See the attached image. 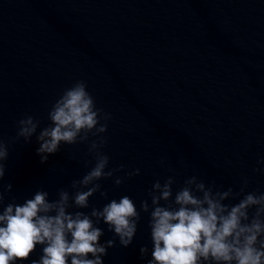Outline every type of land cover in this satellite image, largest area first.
Returning <instances> with one entry per match:
<instances>
[{
  "label": "water",
  "instance_id": "obj_1",
  "mask_svg": "<svg viewBox=\"0 0 264 264\" xmlns=\"http://www.w3.org/2000/svg\"><path fill=\"white\" fill-rule=\"evenodd\" d=\"M78 80L111 114L101 134L105 171L123 170L97 181L107 198L97 192L88 208L68 211L90 214L123 196L137 211L144 200L150 206L128 247L103 220L96 225L101 244L115 240L103 264H148L156 181L174 177V198L196 176L213 191L239 193L229 205L264 193V0H0V138L9 151L0 184L12 185L4 206L40 190L49 200L61 189L71 196L72 182L94 167L89 145L98 137L91 134L84 143H61L44 164L36 152L52 105ZM25 116L40 121L37 133L30 143H9ZM136 169L139 175H127ZM41 255L37 245L16 264Z\"/></svg>",
  "mask_w": 264,
  "mask_h": 264
},
{
  "label": "clouds",
  "instance_id": "obj_2",
  "mask_svg": "<svg viewBox=\"0 0 264 264\" xmlns=\"http://www.w3.org/2000/svg\"><path fill=\"white\" fill-rule=\"evenodd\" d=\"M48 119L50 125L36 135L41 164L59 151L61 143H84L91 134L98 137L89 145L95 165L82 179L72 182L71 196L61 189L56 200H49V193L40 190L22 204L4 206L5 192L11 191L12 185L4 188L0 184V264L29 260L37 245L42 246V255L31 264H103L102 257L115 246V240L101 244L104 232L96 225L103 220L120 245L128 247L137 232L141 211L149 213V203L142 201L137 211L134 201L123 196L118 201L111 200L102 210L93 208L90 214L69 212L72 207L88 208L89 198L97 192L107 198L97 181L113 177L123 170V165L105 171L109 157L100 149L107 144V138L101 134L107 132L111 114L96 107L84 80L63 92L52 105ZM39 125L33 116H25L17 122L16 137L9 143L21 137L30 143ZM8 156V145L0 138V181L5 176L4 161ZM139 174V169L127 173ZM114 182L120 185L123 178L116 177ZM174 183L171 176L163 184L156 181L149 192L153 249L148 264H264V193H247L238 203L229 205L224 201L239 195L231 188L213 191L212 186L192 176L173 198ZM161 201L165 204L161 205ZM253 207L255 212L250 217L249 209ZM140 253L145 256L148 248L141 247Z\"/></svg>",
  "mask_w": 264,
  "mask_h": 264
}]
</instances>
